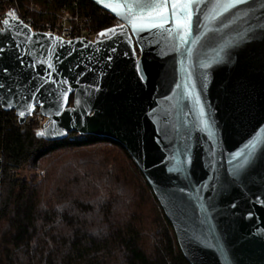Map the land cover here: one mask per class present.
Here are the masks:
<instances>
[{"label":"water","instance_id":"obj_1","mask_svg":"<svg viewBox=\"0 0 264 264\" xmlns=\"http://www.w3.org/2000/svg\"><path fill=\"white\" fill-rule=\"evenodd\" d=\"M91 1L125 24L85 41L6 20L0 106L22 123L39 108L48 140L123 144L191 264H264V0H200L186 42L171 20L133 29L152 0Z\"/></svg>","mask_w":264,"mask_h":264},{"label":"trees","instance_id":"obj_2","mask_svg":"<svg viewBox=\"0 0 264 264\" xmlns=\"http://www.w3.org/2000/svg\"><path fill=\"white\" fill-rule=\"evenodd\" d=\"M33 1L48 12L70 6ZM97 8L90 0L81 5L107 28ZM37 133L0 107V264H191L123 144L96 135L70 139L77 132L61 140ZM24 168L45 174L18 177Z\"/></svg>","mask_w":264,"mask_h":264},{"label":"built area","instance_id":"obj_3","mask_svg":"<svg viewBox=\"0 0 264 264\" xmlns=\"http://www.w3.org/2000/svg\"><path fill=\"white\" fill-rule=\"evenodd\" d=\"M69 1L70 6L68 8L48 12L36 5L33 0H0V30L4 27V23L9 17H14L22 20L34 31H44L65 40L95 41L105 36L108 29H118L125 24L123 20L95 3L99 7L97 8L99 15L109 19L107 28L100 27L90 15L81 10V5L85 0ZM46 16L49 17L47 18ZM101 33H104V35H101ZM138 57H140L139 50ZM15 116L19 117L16 113ZM25 121L40 132L46 128L48 117L41 114L39 108H37ZM86 136L76 133L70 135V139H83Z\"/></svg>","mask_w":264,"mask_h":264},{"label":"snow or ice","instance_id":"obj_4","mask_svg":"<svg viewBox=\"0 0 264 264\" xmlns=\"http://www.w3.org/2000/svg\"><path fill=\"white\" fill-rule=\"evenodd\" d=\"M245 0H214V4L218 8L227 11L230 8L236 7L244 3ZM200 0H152L150 8L145 11L143 8L139 12L129 10L128 18H130L133 29L143 30L152 28H164L165 31L171 32L172 29L165 28L171 21L175 24L176 34L179 36L181 42H186V37L192 31L193 19L197 15L196 5ZM169 5L171 13L169 14ZM115 11V9H113ZM7 23V21H5ZM114 32L115 30H109ZM104 35V33H101ZM51 68L52 65H49ZM138 70L139 67H138ZM142 79L144 77H141ZM21 116L25 113L21 112ZM43 135L44 133H37Z\"/></svg>","mask_w":264,"mask_h":264},{"label":"rangeland","instance_id":"obj_5","mask_svg":"<svg viewBox=\"0 0 264 264\" xmlns=\"http://www.w3.org/2000/svg\"><path fill=\"white\" fill-rule=\"evenodd\" d=\"M44 174H45V172H43V174H42L41 170H39L37 172V171H35L33 169H28V168L21 169L17 173L18 177H25V178H29V179L34 177L35 175L41 176V175H44ZM0 201H1V195H0Z\"/></svg>","mask_w":264,"mask_h":264}]
</instances>
